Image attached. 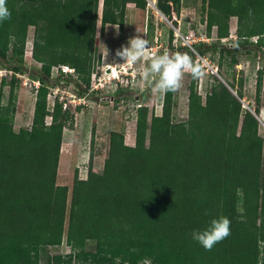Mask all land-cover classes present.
Masks as SVG:
<instances>
[{
  "label": "trees",
  "instance_id": "trees-1",
  "mask_svg": "<svg viewBox=\"0 0 264 264\" xmlns=\"http://www.w3.org/2000/svg\"><path fill=\"white\" fill-rule=\"evenodd\" d=\"M99 1L7 0L11 18L0 23V70L18 84L29 28L32 59L41 66L31 75L39 86L30 128H13L14 87L5 103L0 100V264H40L41 254L64 238L70 252L49 255L47 264H264L263 138L255 117L262 74L253 113L240 102L244 78H225L239 58L264 54V0H201L200 23L212 41L193 48L205 58L221 54L217 74L235 94L211 74L204 99L189 85L187 119L174 122V92L164 93L161 114H152L149 124L147 107L137 108L133 146L111 132L102 169L89 166L85 179L75 171L71 185L60 186L62 131L72 116L58 103L49 108L47 95L59 79L72 76L59 72L54 79L52 70L74 69L89 90L101 58L95 46ZM168 2V20L178 18L181 1ZM128 4L144 10L147 1L102 0L101 31L107 25L122 31ZM232 19L236 38L225 43ZM172 35L170 53L195 59L172 45ZM218 216L230 220V235L206 251L191 232Z\"/></svg>",
  "mask_w": 264,
  "mask_h": 264
},
{
  "label": "rangeland",
  "instance_id": "rangeland-1",
  "mask_svg": "<svg viewBox=\"0 0 264 264\" xmlns=\"http://www.w3.org/2000/svg\"><path fill=\"white\" fill-rule=\"evenodd\" d=\"M144 10L126 7L125 24L122 31L117 26L108 25L104 31L100 29V16L102 0L98 6V23L96 28L95 46L100 53V64L95 68L90 78V87L84 92L85 84L80 83L74 77L61 78L57 85L48 90L47 103L52 108L58 103L72 116V125H67L62 131V141L57 170V183L60 186H70L77 171L80 179H85L88 167L93 172L100 171L104 159L107 156L109 136L111 132H118L124 135V143L134 145V129L137 108L147 107V122L149 124L151 115H160L163 94L153 91L152 83L145 81L140 75L141 69L148 63V60L138 62L136 65H124L123 61L115 56L121 45H126L130 37L141 35L147 39L150 48L155 54H162L165 49L169 51L170 31L180 29L182 33L197 31L205 32L201 21V0H180L181 10L178 18L172 16L166 20L159 15L155 0H146ZM128 10V11H127ZM171 21L175 22L173 24ZM235 22L230 21L229 33L234 30ZM34 29L29 28L27 32L25 50L32 49ZM173 37V35H172ZM229 38V37H228ZM233 39H226L225 43ZM172 45L175 47L173 41ZM108 50V55L105 47ZM179 47V46H178ZM176 48V47H175ZM264 51V50H263ZM170 52V51H169ZM262 52L251 53L249 56L241 57L239 65L233 66L225 78L232 82L233 79L244 78L243 107L253 110L255 82L261 72V96L259 108L258 134L263 138V169H264V54ZM264 53V52H263ZM217 52L214 59L206 58L212 63L215 70L220 57ZM195 62L196 60L193 59ZM25 73L16 75L18 84L13 85L12 76L9 71L0 72V100L5 103L10 95L11 87H14L15 117L13 128L15 131L23 128H30L32 113L35 103L36 84L31 75L36 74L39 65L34 63L28 56L24 57ZM106 67H114L118 74L122 68L135 71L136 79L131 82L124 77L120 84L116 79L104 71ZM202 67V66H201ZM203 75L199 79H193L190 73H186L182 87L174 92L172 100V120L182 122L187 119L189 85L194 83L197 93L203 97L209 91L213 79L211 71L202 67ZM2 71V70H0ZM130 71V70H128ZM53 78L57 75L52 71ZM4 78V86H1V79ZM145 99V103H142ZM49 117L45 118L48 123ZM92 153V160L89 162V153ZM94 243L87 245L88 251L94 250ZM65 238L59 248L47 249L41 254L40 264H47V257L53 254L65 255L69 253Z\"/></svg>",
  "mask_w": 264,
  "mask_h": 264
},
{
  "label": "clouds",
  "instance_id": "clouds-1",
  "mask_svg": "<svg viewBox=\"0 0 264 264\" xmlns=\"http://www.w3.org/2000/svg\"><path fill=\"white\" fill-rule=\"evenodd\" d=\"M251 14L250 9L249 15ZM10 18L11 12L7 7V0H0V23ZM105 49L108 55V50L106 47ZM115 56L121 59L124 65H136L140 61L148 60L141 69L140 75L145 81L152 83L153 91L161 94L180 89L186 73H190L193 79H199L203 75L200 63L195 62L192 55L169 51L155 54L150 48L149 41L138 33L130 37L126 45H121L116 50ZM230 223L227 217L218 216L211 219L205 228L193 230L191 238L206 251H210L230 235Z\"/></svg>",
  "mask_w": 264,
  "mask_h": 264
},
{
  "label": "built area",
  "instance_id": "built-area-1",
  "mask_svg": "<svg viewBox=\"0 0 264 264\" xmlns=\"http://www.w3.org/2000/svg\"><path fill=\"white\" fill-rule=\"evenodd\" d=\"M211 41H212V38L208 37L206 35V33L203 31L202 32L197 31V32H191V33H189V32L188 33H182L180 29H177V30H174V32H173V43H174L175 47L177 48L179 46V47H183V48H186L187 50H189V52L195 56L196 62L200 63V65L204 69L210 70L211 74L215 75L217 70H215L212 63L207 58L201 57L200 55H198L193 48L194 45H196L197 43L202 42V43L208 44ZM152 52L155 53L154 51H152ZM25 56H28L32 59V52L31 51L30 52L24 51V57ZM32 61L34 63H36L33 59H32ZM38 65H39V67L41 66L40 64H38ZM53 70L56 71V73L61 72L65 76L71 75L72 77H74V74H75L74 69L69 68L67 66H59V67L54 68ZM128 70H130V71H128ZM104 71H106L109 75H111L112 79H116L120 84L123 82L124 77L127 79V81L129 79L131 82H133L136 79L135 71L131 70V69L122 68V72H120L119 74L114 67H106ZM112 71H114V73ZM0 72H3V71H0ZM34 84H36L35 85L36 88L39 86L38 82H34ZM241 103L243 104V102H241ZM247 109H249V108H247ZM255 117L257 118L258 121H260L257 116H255Z\"/></svg>",
  "mask_w": 264,
  "mask_h": 264
},
{
  "label": "water",
  "instance_id": "water-1",
  "mask_svg": "<svg viewBox=\"0 0 264 264\" xmlns=\"http://www.w3.org/2000/svg\"><path fill=\"white\" fill-rule=\"evenodd\" d=\"M158 1V7L163 15V17L168 20V18L172 15V5L170 2H168V0H157ZM215 75L217 76V78L233 93L235 94L230 88L229 86L219 77V75L217 74V72L215 73ZM142 103H145V99L141 100ZM242 102V101H240ZM249 110V109H248ZM250 112H252L251 110H249ZM253 113V112H252Z\"/></svg>",
  "mask_w": 264,
  "mask_h": 264
},
{
  "label": "crops",
  "instance_id": "crops-1",
  "mask_svg": "<svg viewBox=\"0 0 264 264\" xmlns=\"http://www.w3.org/2000/svg\"><path fill=\"white\" fill-rule=\"evenodd\" d=\"M127 6H129V7H133V8H135L134 7V5H132V4H128ZM126 6V7H127ZM136 9V8H135ZM128 11V10H127ZM232 20H234V22H235V26H234V30H233V32L232 33H230V36H229V38H227V39H235L236 38V36H235V28H236V20L235 19H232ZM108 26V25H107ZM113 26V25H112ZM226 40V39H225Z\"/></svg>",
  "mask_w": 264,
  "mask_h": 264
},
{
  "label": "bare ground",
  "instance_id": "bare-ground-1",
  "mask_svg": "<svg viewBox=\"0 0 264 264\" xmlns=\"http://www.w3.org/2000/svg\"><path fill=\"white\" fill-rule=\"evenodd\" d=\"M154 3H155V4H156V6H157L155 9H157V12H158V14H159V15H161V16H163V15H162V13H161V11H160V9H159V7H158V1H157V0H155V2H154ZM112 72L114 73V71H112ZM110 76H111V75H110Z\"/></svg>",
  "mask_w": 264,
  "mask_h": 264
}]
</instances>
